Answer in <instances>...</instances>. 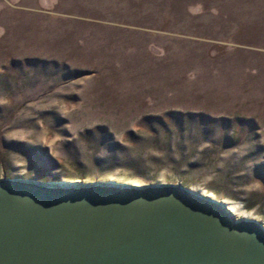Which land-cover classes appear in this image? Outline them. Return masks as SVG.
Returning a JSON list of instances; mask_svg holds the SVG:
<instances>
[{"label":"rangeland","instance_id":"374dc122","mask_svg":"<svg viewBox=\"0 0 264 264\" xmlns=\"http://www.w3.org/2000/svg\"><path fill=\"white\" fill-rule=\"evenodd\" d=\"M67 1L73 13L127 22L110 13L120 0ZM153 2L135 7L150 20L129 23L220 43L190 48L187 56L199 58L182 61L181 43L140 39L160 53L151 65L147 52L146 62L114 65L108 56L65 73L80 60L21 48L20 16L2 12L0 179L181 182L264 222V0H171L173 9ZM187 7L214 9L215 28ZM96 30L69 35L95 47L103 36Z\"/></svg>","mask_w":264,"mask_h":264},{"label":"water","instance_id":"95a60500","mask_svg":"<svg viewBox=\"0 0 264 264\" xmlns=\"http://www.w3.org/2000/svg\"><path fill=\"white\" fill-rule=\"evenodd\" d=\"M0 264H264V223L181 182L2 178Z\"/></svg>","mask_w":264,"mask_h":264},{"label":"crops","instance_id":"0c3cea01","mask_svg":"<svg viewBox=\"0 0 264 264\" xmlns=\"http://www.w3.org/2000/svg\"><path fill=\"white\" fill-rule=\"evenodd\" d=\"M120 1L122 4H118L116 8H110V13H115V16L117 15L116 17L125 18L128 23L118 22L117 20L113 21L111 19H93L85 15L73 13L72 9L70 8H74L75 6L69 4V1L67 0H0V15L6 13V11H11L18 17L20 16L19 20L17 21L20 28L17 32H19L21 36V39L19 41V43H21V48H36L45 50L42 53L40 52L38 54V56L40 57L51 58L48 56L55 55L59 57L62 56L63 58H76L77 60H80L79 62H81L82 64L76 62V64L78 65H83L77 66L79 70H73L71 68L68 69L67 67L66 70H62L65 73H68L70 71L77 72L81 70H87V65H95L96 63H98V65H102L100 64L101 59L108 58V56L114 59V65H120L122 64V61L124 64L127 63L130 65L134 64V62L132 61L146 62L142 60V58L145 57L144 54H147V52H153L150 49V44H147V42H145V46H142L141 41L137 42V40L140 39L148 40V38L161 37L163 39L167 38L170 42L174 41L176 43H181L183 48L180 53L184 55L183 59H180L182 61H185L188 58H199L197 53L194 54V56L192 55L191 57L187 56V50H189L190 48H192V50L195 49L197 51L205 50L207 49L206 46L208 45H212L217 42L220 43L219 40H215L214 38L211 39L206 36H188L183 34L170 35L169 33L168 37V33L165 31H158L155 29L152 30L149 28L142 27V25L139 24L131 25L129 21L138 23L140 21L150 20V17L146 16L147 14L143 15L141 13H138L135 7L138 6L139 8H153L150 3H154L153 1L155 0ZM145 1H147V3ZM170 1L171 0H163L162 3L164 4L162 5L167 6V8L169 9H173L175 5L171 4ZM77 8L79 9V7ZM185 12L189 16L197 18H204L209 16V18H213L209 19V21H214V23H210V27L215 28V25H217L215 22L216 13L215 10L212 8L206 12L202 11V13H194L187 7ZM199 20L200 21L196 23H198V28H201L204 23L202 22L203 19ZM93 22H95V25H86L87 23ZM85 28H96L98 29L96 30L97 33H102L103 36H101L102 39L101 44L99 46H90V44L93 45V42L89 41L88 37L84 38L83 40H77L76 38L79 36L72 37V35H69L75 34L77 31L80 32ZM156 33H159L160 35H157ZM129 34H131L130 38L123 36ZM132 38H135L136 41H132ZM81 42L83 43L82 45H80ZM79 45L80 47L77 48L76 46ZM232 49L236 50L235 47H232ZM159 54L160 53L154 52L152 58L151 56L147 57V65H151V59L155 62L154 59ZM165 58L166 57H164V60H166ZM104 61H102V63ZM84 64L86 66H84ZM67 66H69V64H67ZM165 66L167 65L165 64ZM150 73L156 74L158 72L157 70H151Z\"/></svg>","mask_w":264,"mask_h":264},{"label":"bare ground","instance_id":"6f19581e","mask_svg":"<svg viewBox=\"0 0 264 264\" xmlns=\"http://www.w3.org/2000/svg\"><path fill=\"white\" fill-rule=\"evenodd\" d=\"M202 192V191H201ZM206 194V193H205ZM211 194V193H210ZM210 194H207V195H209V196H212V195H210ZM212 197H214V196H212ZM224 203H226L227 205H228V207L231 209V211H232V216L233 217H235L236 219H241V217L242 218H244V217H246V214H244L242 211H241V209H240V207L238 206V204H235V203H227L226 201H224ZM244 216V217H243ZM248 217V216H247ZM248 218H256V217H248ZM263 222V221H262ZM264 223V222H263Z\"/></svg>","mask_w":264,"mask_h":264}]
</instances>
